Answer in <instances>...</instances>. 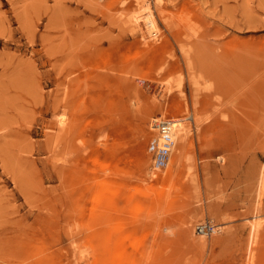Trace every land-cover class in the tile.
<instances>
[{
    "label": "rangeland",
    "instance_id": "obj_1",
    "mask_svg": "<svg viewBox=\"0 0 264 264\" xmlns=\"http://www.w3.org/2000/svg\"><path fill=\"white\" fill-rule=\"evenodd\" d=\"M263 167L264 0H0V264H264Z\"/></svg>",
    "mask_w": 264,
    "mask_h": 264
},
{
    "label": "bare ground",
    "instance_id": "obj_2",
    "mask_svg": "<svg viewBox=\"0 0 264 264\" xmlns=\"http://www.w3.org/2000/svg\"><path fill=\"white\" fill-rule=\"evenodd\" d=\"M147 8V7H146ZM146 10V9H145ZM148 11V10H147ZM141 13H142V10L140 11ZM139 12V13H140ZM135 15V14H134ZM138 15H140V14H138ZM137 15V16H138ZM133 16V15H132ZM142 17V16H141ZM140 18V17H139ZM139 18L137 17L136 18V23L138 24V20H139ZM132 20L133 19H135L134 17H132L131 18ZM134 21V20H133ZM144 24H145V26H146V28H147V30H148V32H149V34L151 35V36H156V34H157V30H158V26H157V22H156V20H155V18H154V15H153V13L152 12H150V11H148V13H147V15H146V18H145V21H144ZM132 25V24H131ZM133 28H134V26H133ZM136 29V28H135ZM138 29V28H137ZM159 33V32H158ZM146 35V34H145ZM147 36H148V34H147ZM152 47V46H151ZM198 85V84H197ZM154 88V87H153ZM150 90H152V89H150ZM148 91V90H147ZM157 91H159L158 89H157ZM158 93V92H157ZM156 93V94H157ZM161 93V92H160ZM194 93V92H193ZM196 93V92H195ZM194 93V94H195ZM151 94V93H150ZM159 96V95H158ZM160 97V96H159ZM196 100V99H195ZM153 102V101H152ZM153 105V104H152ZM163 105V104H162ZM156 106V105H155ZM197 106V105H196ZM174 109L175 110H178L177 112H180L179 111V108H178V106H175L174 107ZM183 109V108H182ZM148 110L150 111V110H152V109H150V108H148ZM161 110H162V112L160 113V115L161 116H164L165 114H166V112H167V110H168V105H166V107H163V108H161ZM160 110V111H161ZM154 111H155V109H154ZM151 112H153V111H151ZM150 113V112H149ZM154 113V112H153ZM152 113V114H153ZM182 113V112H181ZM196 113V112H195ZM183 115V114H182ZM150 116H151V114H150ZM153 118V117H152ZM188 119H191V120H188ZM145 120H147V119H145ZM153 121H152V124L150 125V129H149V131H151V132H154L155 131V129H154V121H155V119H152ZM148 121V120H147ZM174 121H175V123H176V125H175V133H174V139H175V145H174V147H173V150H172V156H171V161H170V164H169V166H168V171H170V170H173V167L175 168V170H176V167L177 168H179L180 166H185L184 164H185V162H187L190 158L187 156V153H188V151L192 148V141H191V136H192V127L194 126V124H196L198 127H200V119H199V117H192V116H187V117H185V116H180V117H175V119H174ZM62 122V121H61ZM140 122H142V121H140ZM146 122V121H145ZM65 123V122H64ZM63 123V124H64ZM147 123H149V122H147ZM146 123V124H147ZM148 125V124H147ZM62 126V128H64L63 126L64 125H61ZM60 126V127H61ZM146 126V125H145ZM61 129V128H60ZM131 129V128H130ZM199 129V128H198ZM132 131V130H131ZM141 131L142 130H140V132L139 133H141ZM198 131V130H197ZM135 132V131H134ZM137 132V131H136ZM57 133V132H56ZM139 133H138V135H139ZM143 133V132H142ZM143 135V134H142ZM141 135V136H142ZM153 136V135H152ZM151 136V137H152ZM135 137H137L138 138V136H135ZM131 138H134V136L133 137H131ZM128 140V139H127ZM136 140V139H135ZM138 141H140V140H138ZM133 144V143H132ZM130 145V144H129ZM133 146V145H132ZM132 146H131V149H132ZM123 147V146H122ZM125 147V146H124ZM108 149V148H107ZM109 151V150H108ZM94 153H95V150H94ZM114 153V152H113ZM143 153H145V152H143ZM147 156V155H146ZM148 157H150V155L148 156ZM144 159V158H143ZM150 159V158H149ZM146 160V159H145ZM144 160V161H145ZM141 161V160H140ZM143 161V162H144ZM150 161H151V159H150ZM135 163H137V162H135ZM148 163V162H147ZM139 164V163H138ZM141 164V163H140ZM143 164V163H142ZM133 165V164H132ZM135 165V164H134ZM149 165V164H148ZM139 166H141V165H139ZM142 167V166H141ZM128 168V167H127ZM264 168V167H263ZM263 170V169H262ZM262 170H261V173H262ZM167 171V172H168ZM170 173H172V171L170 172ZM86 174V173H85ZM262 174H264V173H262ZM262 174H261V176H262ZM172 175L170 174V177H171ZM152 177H156V175H154L153 174V176ZM179 178V177H178ZM259 178H261V177H259ZM263 179H264V177H263ZM118 181V180H117ZM121 182V181H120ZM106 183V182H105ZM115 183V182H114ZM261 183V182H260ZM263 183V182H262ZM115 188V187H114ZM113 188V189H114ZM164 188V187H163ZM101 190V189H100ZM137 190H138V188H137ZM261 190V189H260ZM114 192V191H113ZM131 198V197H130ZM258 199V198H257ZM258 201V200H257ZM98 202V201H97ZM114 203V202H113ZM112 203V204H113ZM110 205V204H109ZM127 205V204H126ZM108 207V206H107ZM110 207H111V205H110ZM137 207V206H136ZM210 207V206H209ZM256 207V206H255ZM138 208V207H137ZM210 209H212V208H210ZM255 209V208H254ZM115 210V209H114ZM256 211V210H255ZM255 213V212H254ZM260 216H258V214H256V215H254V217H253V219L250 221V229H251V235H253V237H254V235L255 234H257L256 232L259 230V227H261L260 225H261V221H260V218H259ZM197 222V221H196ZM195 223V222H194ZM190 224H191V222H190ZM189 225V224H188ZM191 226V225H190ZM190 228V227H189ZM219 226H216V229L214 228V230L215 231H219ZM190 230V229H189ZM113 231V230H112ZM261 231V230H260ZM114 233V232H113ZM260 233V232H259ZM111 234V233H110ZM201 235V237H206V235H204V234H200ZM258 236V235H257ZM115 238V237H114ZM114 238H111V239H114ZM204 238H202L203 240H204ZM201 239V240H202ZM250 239V238H249ZM252 239V238H251ZM250 241V240H249ZM108 242V241H107ZM106 242V243H107ZM202 242V241H201ZM200 242V243H201ZM204 242V241H203ZM115 243V242H114ZM115 245V244H114ZM116 246H118V245H116ZM202 246V245H201ZM112 247V246H111ZM203 247H204V245H203ZM115 249V248H114ZM122 251V250H121ZM117 253H119V252H117ZM100 256V255H99ZM113 256V255H112ZM53 258V257H52ZM99 258V257H98ZM103 259V258H102ZM101 260V259H100ZM111 260V259H110ZM253 260V259H252ZM44 261V260H43ZM102 261V260H101ZM115 261H118V260H115ZM45 262H46V259H45ZM119 262V261H118ZM47 263V262H46ZM45 263V264H46ZM100 263V262H99ZM111 263V262H110ZM252 263H253V261H252Z\"/></svg>",
    "mask_w": 264,
    "mask_h": 264
},
{
    "label": "built area",
    "instance_id": "obj_3",
    "mask_svg": "<svg viewBox=\"0 0 264 264\" xmlns=\"http://www.w3.org/2000/svg\"><path fill=\"white\" fill-rule=\"evenodd\" d=\"M175 121L169 117H159L154 121V135L148 142L147 151L151 156L152 169L155 172L166 171L172 156L175 145ZM215 226L211 223H204L197 227L199 234L210 235L214 232Z\"/></svg>",
    "mask_w": 264,
    "mask_h": 264
}]
</instances>
